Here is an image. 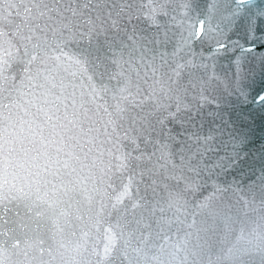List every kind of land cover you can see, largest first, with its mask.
Instances as JSON below:
<instances>
[{
	"label": "water",
	"instance_id": "water-1",
	"mask_svg": "<svg viewBox=\"0 0 264 264\" xmlns=\"http://www.w3.org/2000/svg\"><path fill=\"white\" fill-rule=\"evenodd\" d=\"M262 7L0 0V264H264Z\"/></svg>",
	"mask_w": 264,
	"mask_h": 264
},
{
	"label": "snow or ice",
	"instance_id": "snow-or-ice-1",
	"mask_svg": "<svg viewBox=\"0 0 264 264\" xmlns=\"http://www.w3.org/2000/svg\"><path fill=\"white\" fill-rule=\"evenodd\" d=\"M219 0H209V11H212V5L217 4ZM229 4L233 5L234 11L230 14L231 16H235L236 19L233 20L232 25L228 29V32H233L235 31L236 25L240 22L242 15H243V10L246 7H253L255 8L256 6V0H227ZM238 6V7H237ZM210 19V18H209ZM252 25L253 27L247 29V38L249 40H254L256 41L255 44L249 45L247 48H244L242 45H237L238 47L241 48L242 51L246 52H251L255 51L258 48L264 49V7L260 9V11L256 12L255 16L252 18ZM204 26L205 22L204 20H201L199 24L196 26V35L195 39H199L201 35L204 33ZM259 29V31H257ZM212 32H215L216 29H211ZM225 49L228 50V45L225 43L222 44H217L212 48V50L207 53V58H211L214 55H217L218 53L224 51ZM67 55V54H65ZM58 63H62L60 60V55H56L53 57ZM32 59H35V56L32 57ZM67 59L72 60L73 64L78 66V70H84L83 65L81 64V61L79 59H76L74 57H67ZM5 61L0 58V75L3 74V64ZM233 65L235 67V76H236V86L235 90L243 96L245 99H247L246 94L240 89L239 87V81L241 79V74H242V68H241V61L240 58L237 57L235 60H233ZM25 73L29 72L28 68H25ZM75 74V72L73 73ZM41 76L44 77L45 80L50 79L49 76L45 75L43 71L40 73ZM27 79L29 81L33 80V77L31 75H27ZM35 86V85H34ZM95 90V89H94ZM259 103H264V94H260L257 98V101ZM211 139V138H209ZM7 143V141L4 138V130L0 129V152L4 150V145ZM239 141H237V146H239ZM236 153L231 152L227 155L220 156L217 161L214 162L213 165L210 167L215 170V169H222L224 171H229L233 168V166L237 163ZM258 180H264V173L259 175L257 177Z\"/></svg>",
	"mask_w": 264,
	"mask_h": 264
}]
</instances>
